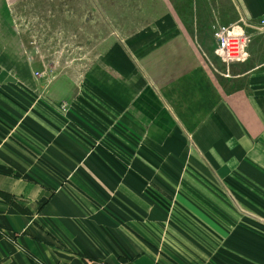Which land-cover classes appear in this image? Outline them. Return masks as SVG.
<instances>
[{
  "label": "crops",
  "instance_id": "0c3cea01",
  "mask_svg": "<svg viewBox=\"0 0 264 264\" xmlns=\"http://www.w3.org/2000/svg\"><path fill=\"white\" fill-rule=\"evenodd\" d=\"M232 4L245 25L264 27V0ZM6 10L0 264H215L224 256L264 264V217L243 219L259 233L241 229V219L215 222V196L264 195V41L246 47L252 66L237 73L244 91L225 94L203 65H188L189 48L182 55L174 44L180 69L146 77L134 57L141 32L111 45L77 99L33 74ZM164 18L176 34L196 27L183 30L172 11ZM215 224L224 232L215 235Z\"/></svg>",
  "mask_w": 264,
  "mask_h": 264
},
{
  "label": "rangeland",
  "instance_id": "374dc122",
  "mask_svg": "<svg viewBox=\"0 0 264 264\" xmlns=\"http://www.w3.org/2000/svg\"><path fill=\"white\" fill-rule=\"evenodd\" d=\"M5 3L11 13L13 32L21 36L34 66L33 74L46 79V88L55 84L60 92L74 89L77 99L86 92L85 76L89 69L111 45L129 43L141 32L147 38L134 57L146 77L148 73L149 77L161 81L173 69H180L171 62L176 52L172 53L169 48L174 44L182 55L184 48H189L193 61L190 59L188 65L191 62L203 65L225 94L244 91L247 84L237 73L252 64L247 53L243 59L227 61L218 50L221 35L244 30L245 51L256 40L264 41V27L245 25L232 0H0V14L6 10ZM170 11L183 30L185 25L192 30L196 26L194 32L184 35L171 32L169 18H164ZM223 16L235 22L221 27ZM240 95L237 98L242 100ZM69 104L67 98L59 103L62 108ZM259 203L264 206V195L215 196V222L222 216L241 219V229L246 227L259 233V226L243 225L245 218L264 217V211L258 209ZM221 228L215 224V235L217 230L223 231ZM235 260L224 256V259L216 258L215 264H235Z\"/></svg>",
  "mask_w": 264,
  "mask_h": 264
},
{
  "label": "built area",
  "instance_id": "2783aa9c",
  "mask_svg": "<svg viewBox=\"0 0 264 264\" xmlns=\"http://www.w3.org/2000/svg\"><path fill=\"white\" fill-rule=\"evenodd\" d=\"M264 24V19L261 20ZM246 34L244 30L238 31H228L221 35V44L218 50L221 52L223 57L227 61H234L243 59L246 55L245 44H246ZM2 234V229L0 227V235ZM127 264V263H119Z\"/></svg>",
  "mask_w": 264,
  "mask_h": 264
},
{
  "label": "trees",
  "instance_id": "16d2710c",
  "mask_svg": "<svg viewBox=\"0 0 264 264\" xmlns=\"http://www.w3.org/2000/svg\"><path fill=\"white\" fill-rule=\"evenodd\" d=\"M127 264H129V263H127Z\"/></svg>",
  "mask_w": 264,
  "mask_h": 264
}]
</instances>
